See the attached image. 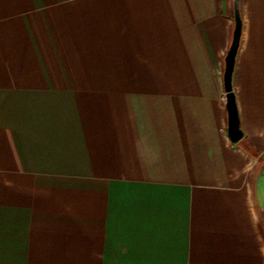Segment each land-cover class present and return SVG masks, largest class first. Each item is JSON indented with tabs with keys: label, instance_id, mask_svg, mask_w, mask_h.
Listing matches in <instances>:
<instances>
[{
	"label": "crops",
	"instance_id": "1",
	"mask_svg": "<svg viewBox=\"0 0 264 264\" xmlns=\"http://www.w3.org/2000/svg\"><path fill=\"white\" fill-rule=\"evenodd\" d=\"M232 1L0 0V264H264V0L236 143Z\"/></svg>",
	"mask_w": 264,
	"mask_h": 264
},
{
	"label": "water",
	"instance_id": "2",
	"mask_svg": "<svg viewBox=\"0 0 264 264\" xmlns=\"http://www.w3.org/2000/svg\"><path fill=\"white\" fill-rule=\"evenodd\" d=\"M238 2L239 0L232 1L233 31L230 45L224 56V67L222 72L223 89L225 92L224 106L227 116V135L232 143H236L242 138L235 95L232 89V73L241 34V18Z\"/></svg>",
	"mask_w": 264,
	"mask_h": 264
},
{
	"label": "trees",
	"instance_id": "3",
	"mask_svg": "<svg viewBox=\"0 0 264 264\" xmlns=\"http://www.w3.org/2000/svg\"><path fill=\"white\" fill-rule=\"evenodd\" d=\"M249 153L251 152L250 149L248 147L245 148Z\"/></svg>",
	"mask_w": 264,
	"mask_h": 264
}]
</instances>
